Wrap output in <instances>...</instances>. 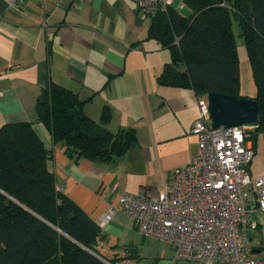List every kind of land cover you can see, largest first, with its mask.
<instances>
[{
  "label": "crops",
  "instance_id": "1",
  "mask_svg": "<svg viewBox=\"0 0 264 264\" xmlns=\"http://www.w3.org/2000/svg\"><path fill=\"white\" fill-rule=\"evenodd\" d=\"M150 22L132 0H0V127L32 122L53 150L47 167L56 187L105 233L99 244L104 256L126 255L119 264H201L176 259L169 244L143 235L132 216L116 210L123 192L155 196L165 190L172 171L189 163L198 148L191 131L199 115L197 97L189 88L158 83L170 52L147 37ZM49 80L86 99L84 111L95 120L107 104L111 131L136 127L144 108L139 104L134 110L135 98L152 95L157 113L148 136L141 142L137 135L135 147L109 162L70 156L34 120L38 95ZM173 139L189 144L183 160L170 165L162 158V141ZM111 208L114 212L103 219Z\"/></svg>",
  "mask_w": 264,
  "mask_h": 264
},
{
  "label": "trees",
  "instance_id": "2",
  "mask_svg": "<svg viewBox=\"0 0 264 264\" xmlns=\"http://www.w3.org/2000/svg\"><path fill=\"white\" fill-rule=\"evenodd\" d=\"M150 16L147 37L170 52L159 84L191 89L196 97L222 92L240 97L239 60L232 30L244 39L258 119L248 129L255 150L264 140V0H183ZM86 99L52 80L41 90L34 120L65 152L78 159L109 162L138 144L132 126L111 131L104 104L98 120L84 111ZM45 147L30 120L0 127V264H119L126 255L106 257L105 233L97 221L57 189ZM136 257V254H130ZM100 256V257H98Z\"/></svg>",
  "mask_w": 264,
  "mask_h": 264
},
{
  "label": "built area",
  "instance_id": "3",
  "mask_svg": "<svg viewBox=\"0 0 264 264\" xmlns=\"http://www.w3.org/2000/svg\"><path fill=\"white\" fill-rule=\"evenodd\" d=\"M173 1L132 0L145 16H155ZM183 6L178 0L175 8ZM196 103L199 115L191 131L198 148L189 163L176 168L167 188L155 196L121 193L116 210L132 216L143 235L169 244L178 260L264 264V256L252 252L261 247L251 245L249 236L264 229V175H249L254 155L249 127H212L207 99L198 97Z\"/></svg>",
  "mask_w": 264,
  "mask_h": 264
},
{
  "label": "rangeland",
  "instance_id": "4",
  "mask_svg": "<svg viewBox=\"0 0 264 264\" xmlns=\"http://www.w3.org/2000/svg\"><path fill=\"white\" fill-rule=\"evenodd\" d=\"M178 0L173 1V5H176ZM150 20V16H145ZM232 30L235 35V44L239 60V84H240V97L253 98L256 96V86L253 81L251 67L248 61V56L245 48L244 39L239 35L240 29L235 20L232 21ZM207 99V96L204 97ZM154 97L152 95H143L135 98L133 108L139 110V104L144 108L143 117L135 121L136 131L139 141L143 142V138L148 136V130L152 127V121L156 111L154 112L153 102ZM189 141L186 139H173L162 141V158H165L170 165L176 161H181L184 158L185 149ZM162 160V162L166 163ZM163 163V165H164ZM249 175L252 179L264 175V140L261 134L257 136L254 155L251 163L248 166ZM173 172V171H172ZM166 179V177H165ZM249 236L253 237L251 245H259L261 251L255 253L256 256H264V229L256 230L255 232H249ZM139 264V262L131 261L130 264ZM126 264V263H124ZM224 264V263H222Z\"/></svg>",
  "mask_w": 264,
  "mask_h": 264
},
{
  "label": "water",
  "instance_id": "5",
  "mask_svg": "<svg viewBox=\"0 0 264 264\" xmlns=\"http://www.w3.org/2000/svg\"><path fill=\"white\" fill-rule=\"evenodd\" d=\"M207 102L212 127L243 125L251 128L257 123L258 104L253 98L211 91L207 93Z\"/></svg>",
  "mask_w": 264,
  "mask_h": 264
}]
</instances>
